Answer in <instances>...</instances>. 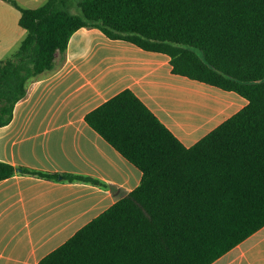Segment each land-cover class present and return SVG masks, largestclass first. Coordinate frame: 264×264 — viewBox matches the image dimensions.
Segmentation results:
<instances>
[{"label": "trees", "instance_id": "16d2710c", "mask_svg": "<svg viewBox=\"0 0 264 264\" xmlns=\"http://www.w3.org/2000/svg\"><path fill=\"white\" fill-rule=\"evenodd\" d=\"M6 1L25 35L0 62V125L82 26L165 52L174 73L247 99L190 146L130 88L88 111L87 123L141 179L39 264H209L264 225V0ZM15 173L109 187L0 160V179Z\"/></svg>", "mask_w": 264, "mask_h": 264}, {"label": "crops", "instance_id": "0c3cea01", "mask_svg": "<svg viewBox=\"0 0 264 264\" xmlns=\"http://www.w3.org/2000/svg\"><path fill=\"white\" fill-rule=\"evenodd\" d=\"M5 13L18 25L16 34L7 31ZM19 17L18 8L0 0V62L25 35ZM125 88L186 146L247 103L234 90L174 73L165 52L110 38L98 27L78 28L64 56L57 53L54 68L29 83L12 119L0 125V160L89 175L109 187L21 173L0 179V264H39L139 184L141 170L85 120L88 111ZM209 264H264V225Z\"/></svg>", "mask_w": 264, "mask_h": 264}, {"label": "rangeland", "instance_id": "374dc122", "mask_svg": "<svg viewBox=\"0 0 264 264\" xmlns=\"http://www.w3.org/2000/svg\"><path fill=\"white\" fill-rule=\"evenodd\" d=\"M18 4H20L21 6H24V7H36L40 4H42L45 0H15ZM9 3V2H8ZM16 10V9H14ZM72 10L73 11H79L78 9L76 10L74 7H72ZM18 12V11H17ZM13 16H9L5 13V26L7 27V31L11 34H14L16 29H15V26H18V25H14L12 22H11V18ZM16 24V23H15ZM22 29V27H20ZM16 34V33H15Z\"/></svg>", "mask_w": 264, "mask_h": 264}]
</instances>
